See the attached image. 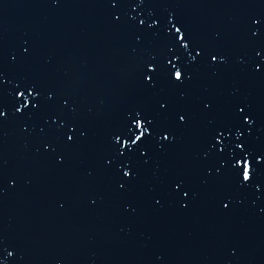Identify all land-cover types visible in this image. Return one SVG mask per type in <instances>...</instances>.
Returning a JSON list of instances; mask_svg holds the SVG:
<instances>
[{"label":"snow or ice","instance_id":"1","mask_svg":"<svg viewBox=\"0 0 264 264\" xmlns=\"http://www.w3.org/2000/svg\"><path fill=\"white\" fill-rule=\"evenodd\" d=\"M164 3L105 0L110 24L131 40L132 89L95 131L96 121L85 123L77 99L24 71L29 47L20 54L0 48V131L16 125L36 153L58 165L73 154L87 157L86 176L118 197L143 195L154 208L171 203L186 210L198 184L227 213L245 202L243 194L264 196V8L235 0L250 9L239 30V52L224 33L205 40L173 11L158 14ZM237 79L259 84L261 102L235 84L225 95V85ZM17 184L0 147V193ZM124 211L137 209L127 203ZM224 246L231 255L239 251L227 240ZM17 250L0 231V264H14Z\"/></svg>","mask_w":264,"mask_h":264},{"label":"water","instance_id":"2","mask_svg":"<svg viewBox=\"0 0 264 264\" xmlns=\"http://www.w3.org/2000/svg\"><path fill=\"white\" fill-rule=\"evenodd\" d=\"M254 3L264 8V0ZM167 11L200 38L219 31L243 52L239 30L250 9L235 0H165L156 8ZM130 43L110 24L105 0H0V48L20 54L29 47L24 71L77 99L85 123L96 121L94 131L131 96ZM233 84L261 102L259 84L233 80L225 95ZM32 143L16 125L0 131L7 168L18 181L0 193V231L17 246L14 264H264V196L243 194L245 202L226 213L194 184L190 208H154L143 195L118 197L90 180L87 157L73 154L58 165ZM127 203L134 214L124 211ZM225 240L239 249L236 255L225 251Z\"/></svg>","mask_w":264,"mask_h":264}]
</instances>
